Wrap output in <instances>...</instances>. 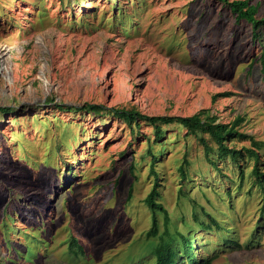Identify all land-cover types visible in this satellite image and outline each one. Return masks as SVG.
Instances as JSON below:
<instances>
[{"label": "rangeland", "instance_id": "374dc122", "mask_svg": "<svg viewBox=\"0 0 264 264\" xmlns=\"http://www.w3.org/2000/svg\"><path fill=\"white\" fill-rule=\"evenodd\" d=\"M249 2L260 19L264 0ZM257 33L221 0H0V263L154 264L144 200L155 182L154 201L171 231L192 236L196 259L264 264V190L244 151L236 162L217 157L208 133L177 122L160 124L155 141L149 122L57 107L205 110L215 122L240 117L238 131L264 141V24Z\"/></svg>", "mask_w": 264, "mask_h": 264}, {"label": "trees", "instance_id": "16d2710c", "mask_svg": "<svg viewBox=\"0 0 264 264\" xmlns=\"http://www.w3.org/2000/svg\"><path fill=\"white\" fill-rule=\"evenodd\" d=\"M222 3L226 4L229 7V10L234 14L237 21L243 19L250 23L252 36L254 39L258 38L257 29L261 24H264V15L260 19H256L255 15L257 13L258 4L250 3L249 0H221ZM258 61L261 65V74L264 76V47L261 49L260 56ZM227 94V93H224ZM217 95L212 97V100L215 99ZM59 109L70 110H84L88 113L98 114L101 111H106L113 116L122 118L125 122L128 123L130 127L138 128L139 121L149 122L154 126V140L159 141L163 137V130L160 128V124H168L171 122H177L184 126L190 133L196 134L197 132L208 133L214 144H216L217 149L215 150L216 156L224 158L225 155H229L230 158L236 162L239 156L242 155V151L245 152L247 158H253V165L250 170V174L253 177V182L256 183V186H259L264 190V171H261L258 167L259 153L258 150L264 148V141L255 140L252 136L247 135L246 133L240 132L237 129L240 121V117H237L234 121L230 123L215 122V118L209 116L205 110L199 111L190 116H169V115H145L139 111L125 108H116V107H105L99 104L86 102L81 106H69L58 104ZM248 138L250 142V147H243L236 149L235 147L229 146V142L233 138ZM201 143L204 147V154L208 162L212 167L217 169L216 160L210 157L212 148L209 147L205 139L200 138ZM150 164L148 169V175H153L154 178H157V173L154 172V161L157 158V154L150 152ZM134 169L133 164L129 166L130 172ZM181 177H185L183 167H178ZM243 175V172H240V177ZM157 183L153 182V186L149 191L144 202L149 206L151 210V225L146 236L148 238H157L156 242L149 244V251L155 258L154 264H210L214 256L200 255L198 259L194 256V243L193 238L188 233H183L180 230L169 229L170 218L164 207L160 203L154 201L155 196L157 195ZM130 187L128 192L130 193ZM128 193V194H129ZM261 211L264 212V198L262 201ZM159 212L163 216V230L159 232L157 220L155 214ZM195 216V215H194ZM209 216V215H208ZM12 220V218L10 217ZM211 223L219 227V224L210 217ZM206 229H210V225H202ZM71 241L73 244L79 245L80 250L85 254L82 245L78 240L71 236ZM4 242L5 239H4ZM234 242V241H233ZM6 248L11 247V244L6 242ZM18 249V248H17ZM24 249V246L22 250ZM21 251V249H18ZM9 251V250H8ZM15 252V251H14ZM18 256V255H17ZM20 257V256H19ZM21 258V257H20ZM8 260V259H7ZM9 259L8 261H10ZM22 260V258H21ZM1 264V263H0Z\"/></svg>", "mask_w": 264, "mask_h": 264}, {"label": "bare ground", "instance_id": "6f19581e", "mask_svg": "<svg viewBox=\"0 0 264 264\" xmlns=\"http://www.w3.org/2000/svg\"><path fill=\"white\" fill-rule=\"evenodd\" d=\"M198 72V71H197Z\"/></svg>", "mask_w": 264, "mask_h": 264}]
</instances>
